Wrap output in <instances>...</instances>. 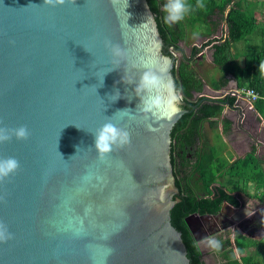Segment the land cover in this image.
<instances>
[{"label":"water","instance_id":"95a60500","mask_svg":"<svg viewBox=\"0 0 264 264\" xmlns=\"http://www.w3.org/2000/svg\"><path fill=\"white\" fill-rule=\"evenodd\" d=\"M106 40L126 49L124 61ZM177 64L148 0H0V127L30 131L0 143V158L20 163L0 182V221L14 236L0 243V264H191L172 223V131L189 112ZM145 66L163 78L151 94L162 103L147 113L148 94L136 92ZM228 97L244 114L242 97ZM109 120L131 143L102 161L94 132ZM202 219L186 220L197 241Z\"/></svg>","mask_w":264,"mask_h":264},{"label":"trees","instance_id":"16d2710c","mask_svg":"<svg viewBox=\"0 0 264 264\" xmlns=\"http://www.w3.org/2000/svg\"><path fill=\"white\" fill-rule=\"evenodd\" d=\"M148 2L155 14L163 40L170 48L179 49L180 43L186 41L188 35L190 37V34H195V30L210 38L220 24L226 23L228 28L226 38L209 39L201 47L194 46L189 62L183 59L173 70L177 91L184 94L185 104L181 107L189 112L183 115L172 131V162L176 168L175 152L178 150L175 148L180 147L181 142L185 150L189 143V155L192 153L194 157L192 160L189 158V172L181 170L183 176L189 175L188 180H180L175 170L181 195L180 201L172 210V223L183 234L191 264H207L201 246H194L198 241L187 224V217L196 212L215 213L220 210L223 199L238 204L232 192L241 190L247 193L250 186L255 187V195L264 197V160L258 156L255 148L245 157L234 161L223 158L218 147L208 141L205 124L210 123L214 129L218 128L221 122L224 134H230L232 121L226 117L222 119L225 110L223 101L229 97L213 99L199 95L204 92L208 82L217 90L227 85L226 75L229 73L235 76L240 87L253 88L264 96V73L259 69L260 64L264 62V45L255 49L246 48L245 52H233L235 44L249 41L258 33L264 35V25L259 24L258 19L250 13L248 0H203V8L196 7L197 0H189L193 6L192 11L183 20L171 26L164 22L163 6L167 0ZM207 46L214 50L213 65L222 70L219 79L213 76L209 80L205 79L194 63L196 56ZM240 56L245 58L244 66L238 62ZM230 100L235 102V97H230ZM256 109L264 115L263 98L256 102ZM187 166L188 163L184 164V167ZM216 183L221 185L217 187ZM221 241L220 250L217 251L220 257L216 264H264V242L261 240L248 239V243H244L245 248L241 247L243 242H237L236 246L242 250L246 249L245 251H249L251 246L258 247L256 252H247L242 256H238L237 251L229 249L222 239Z\"/></svg>","mask_w":264,"mask_h":264},{"label":"clouds","instance_id":"9594fccd","mask_svg":"<svg viewBox=\"0 0 264 264\" xmlns=\"http://www.w3.org/2000/svg\"><path fill=\"white\" fill-rule=\"evenodd\" d=\"M66 0H44V4L56 7L57 5H64ZM205 5L203 0H197L196 7L203 8ZM193 6L189 0H167L163 6L164 22L171 26L183 20L192 11ZM224 24V23H223ZM105 47L109 50L114 62H122L127 57V51L120 44H114L111 40L105 41ZM259 69L264 73V62L259 66ZM163 84V78L152 68L145 66V71L142 73L139 83L136 87L137 95L140 93H147L148 98L143 99L144 107L143 112H151L154 108L160 107L162 101L158 95H151L153 92H158ZM199 96H205L206 93H202ZM214 99V98H213ZM171 104V101L168 102ZM13 136L16 139L26 140L30 136V131L26 125H22L18 128L0 127V143L10 141ZM95 149L97 150L100 160H105L107 156L116 148H123L125 145L131 143L130 133L127 129L118 127L110 120L99 127L95 132ZM20 167L19 161L15 157L0 158V182H3L9 178L12 174L17 172ZM3 200V197H0ZM13 233L8 229V226L0 221V243H7L13 239ZM207 245L219 251L221 244L213 237L205 238ZM199 248L200 242H196L194 245Z\"/></svg>","mask_w":264,"mask_h":264},{"label":"flooded vegetation","instance_id":"af4514ba","mask_svg":"<svg viewBox=\"0 0 264 264\" xmlns=\"http://www.w3.org/2000/svg\"><path fill=\"white\" fill-rule=\"evenodd\" d=\"M221 28H223V25L221 26ZM219 32L218 34H216L217 33L216 31V33L213 34L210 38H208V40L214 38H219V39L226 38L224 31L222 32L219 31ZM182 42L187 43L188 39ZM203 44H201L200 46L192 45L190 51L188 52L184 51L181 45L179 49H176L174 47L170 48L167 44H165V51L167 54L176 57V62L178 63L177 64L178 67L183 59L189 62L194 46L201 47ZM207 48L210 49L211 46L205 47L204 50L201 51V53H199L198 56H196L197 59L194 60L196 61L200 58L203 59L205 56H207L205 51ZM173 50L177 51L178 54H174ZM246 122H247V118H246ZM238 125L239 122L237 123L236 127ZM241 126L250 128L249 126H247V123L245 124L241 123ZM208 141L211 143V139L209 136H208ZM175 143L177 144V141H175ZM181 144L180 147L177 146V148H175V150L178 151L175 152L176 168L174 166V171L176 170L178 172V178L180 180H182L183 178H186L188 180L189 175L187 174L186 176H183L184 174L181 173V170H187L189 172V158L192 160L194 156L192 153L189 155V143L185 147L186 150L182 148ZM186 163H188V166L184 167V164ZM220 185H221L220 183L215 184V186L217 187ZM250 187H249L250 190H248L247 193L241 190L232 192V194L236 197L238 204L223 199V201L221 202L220 210L215 213H211V212H205L203 214H199L198 212L193 213V214H198L199 216H203V219L201 220L200 223V229L198 230L197 233L200 235L199 232H202L203 235H207V237H213L219 242H222L221 241L222 239L223 244L225 246H229L228 247L229 249H234V245H236L238 242L237 241L238 237L239 238L244 237V239L246 238L247 240L250 239L255 241L263 240L264 239V197L255 195L254 194L255 189L252 191ZM183 188L186 189V186L183 185ZM231 234H233V237L231 236ZM203 240L198 241L200 242V246ZM227 240H229V242H226ZM257 249L258 247L251 246L248 249L249 251H245L246 249L244 250L245 252L244 254L252 251L256 252ZM217 256L218 258L220 257L219 254H217ZM203 258H204V251H203ZM206 263L212 264L207 261Z\"/></svg>","mask_w":264,"mask_h":264},{"label":"crops","instance_id":"0c3cea01","mask_svg":"<svg viewBox=\"0 0 264 264\" xmlns=\"http://www.w3.org/2000/svg\"><path fill=\"white\" fill-rule=\"evenodd\" d=\"M250 3V4H249ZM264 0H248V4L251 6V11L250 13L252 15H254L257 19L259 24L264 25ZM225 24V30H224V34L227 36L228 32L226 29L227 25ZM224 28V25H223ZM264 35H262L261 33H258L254 36H252L249 41H244V42H239L237 44H235L233 46V52L237 53L238 51H242L245 52L246 48H250V49H255L256 47H260L264 45V40H263ZM252 42V45L255 48H251L249 47V43ZM245 43V44H242ZM247 43V45H246ZM211 49V48H210ZM258 49V48H257ZM214 50L211 49V53L208 54L210 56V62L213 64L212 60V56H213ZM207 58V56H205L203 59L200 58L196 61H194L195 65L197 66V68L199 70H202L201 67L204 64V62L206 61L205 59ZM208 61V60H207ZM245 58L244 56H240L238 57V62L241 66H244L245 64ZM219 69V68H217ZM201 72V71H200ZM203 74V72H201ZM222 75V70L219 73L218 76H216L217 79H219ZM203 77L205 79L206 76L203 74ZM215 77V76H213ZM226 79H228V84L223 86L221 89H214L212 88V86L209 84V82L207 83L211 89H213L212 91H214V95L217 96L219 94H221L222 92L225 91V88H228L227 86H229L228 91H226V96H230V97H235V101L238 97L231 95L232 92L236 91L234 89V86L236 84H239L238 80H236L235 76L232 74H227L226 75ZM207 84L205 85V90L207 87ZM245 87V86H244ZM239 88L240 84H239ZM238 88V89H239ZM249 88V87H248ZM205 93L207 94V90L205 91ZM242 105H244V114L242 112V114L238 113L237 111L231 110L230 108H228L227 106H225V112L223 113L222 119L224 117L230 119L232 121V131L230 132V134L226 135L223 132V125L220 122L218 128H212L210 123H206L205 124V131L207 133V135L210 137L211 139V143L214 144L215 140H214V132L218 131L220 134H222L223 138H224V142H225V148L223 150H225L224 154L226 157V154L228 151H230L232 153V157H226L227 159L234 161L238 158H243L245 157L251 150L252 148H255L257 150V154L259 157H261L264 160V157H262L259 154L260 150H264V115L261 114L258 109H256V103H255V108L251 109L249 107L248 104V100L246 98L242 97ZM246 118H247V122H246ZM239 122V125L236 127L237 123ZM242 124L247 123L248 127L245 126H241ZM239 150V151H236ZM243 150V154H241V151ZM239 152V153H238ZM264 166V165H263ZM254 186H251L250 188L252 189ZM236 249H241L238 248L235 245Z\"/></svg>","mask_w":264,"mask_h":264},{"label":"rangeland","instance_id":"374dc122","mask_svg":"<svg viewBox=\"0 0 264 264\" xmlns=\"http://www.w3.org/2000/svg\"><path fill=\"white\" fill-rule=\"evenodd\" d=\"M222 25H224V28H223V31H224L225 30V24H222ZM222 25L221 24L219 25L216 34H218V32L220 31ZM205 41H208V38L204 37L203 35H200V32L198 30H195V34H190V37L188 38V42L187 43L182 42L180 45H181V47L183 48L184 51L188 52V51H190L192 45L200 46ZM242 44H245V43H242ZM246 45H247V43H246ZM249 47L255 48L252 45V42L249 43ZM205 51H206L207 58L205 59L206 61L204 62V64L201 67L202 70H200V71L203 72V74L206 76L207 80H209V78L212 77V76H215V77L218 76L219 73L221 72V69H217L209 61L211 58H210V56L208 54L211 53V49L207 48ZM206 90H207V94H206L207 96H209L211 98H215V95H214L215 92L212 91L213 89H211L208 84H207ZM214 133H215L214 134V140H215L214 145H216L218 147V151L220 152L221 156L223 158L232 157L233 155H232V153L230 151L227 152L226 157H225V154H224L225 150H223L225 148V142H224V138H223L222 134H220L218 131H215ZM243 152L244 151L242 150L241 154H243ZM259 154L262 157H264V150H260ZM248 190H250V189L248 188ZM253 190H254V188H252V191ZM199 233H200L199 236H201V238H202L201 240L204 239L201 242V247H202V249L204 251V260H206L209 263L215 264L217 261H219V258L217 256V251L212 249V248H210L207 245V242H206V239H205L207 237V235H203L202 232H199ZM231 236L233 237V234H231ZM237 241L238 242H243L242 246H241L243 248H245L244 243H248L247 239L246 238L244 239V237H240V238L238 237ZM261 241L264 242V239L261 240ZM234 250L237 251L238 256H242L245 253L244 250H242V249H236L235 245H234Z\"/></svg>","mask_w":264,"mask_h":264},{"label":"built area","instance_id":"2783aa9c","mask_svg":"<svg viewBox=\"0 0 264 264\" xmlns=\"http://www.w3.org/2000/svg\"><path fill=\"white\" fill-rule=\"evenodd\" d=\"M233 96L236 97H243L248 100L249 107L251 109L255 108V103L260 99L263 98L264 96H261L255 89L253 88H248V87H242L237 89L236 91L231 93Z\"/></svg>","mask_w":264,"mask_h":264}]
</instances>
